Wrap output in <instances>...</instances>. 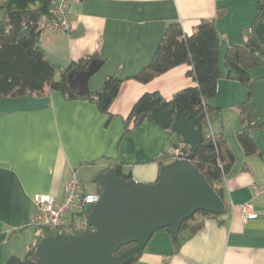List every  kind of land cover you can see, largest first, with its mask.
Returning a JSON list of instances; mask_svg holds the SVG:
<instances>
[{
    "label": "crops",
    "instance_id": "obj_1",
    "mask_svg": "<svg viewBox=\"0 0 264 264\" xmlns=\"http://www.w3.org/2000/svg\"><path fill=\"white\" fill-rule=\"evenodd\" d=\"M258 1L79 0L71 8L68 31L42 30L39 45L59 69L84 57L102 61L89 79L90 92L100 90L110 77L118 76L124 82L109 113L88 100H67L60 91L1 100L0 264L13 256L27 258L37 236L32 226L34 195L62 198L64 185L74 172L84 187L86 178L91 177L93 184L110 165H119L124 175L138 183L156 182L157 160L167 151L179 154L174 148L178 138L148 119L139 126L132 122L131 133L125 135V121L145 93H157L167 103L197 83L188 75V65L149 84L134 77L151 63L169 24L180 23L192 35L202 20L212 19L220 35V66L226 74V52L244 44L246 31L253 28L257 17ZM256 31L264 43V24H258ZM251 75L264 79L263 70H253ZM250 100L248 87L223 77L216 97L209 101L210 107L220 110V117L204 128L209 135L225 136L236 155L224 179L229 214L207 219L179 252L174 251L168 233L156 232L137 264H264V204L253 198L254 186L264 184V127L252 131L259 149L253 156L246 157L237 140L240 107ZM249 202L258 218L245 222L241 207ZM32 237L34 242L27 244ZM16 241L26 247L20 250L26 251L24 257L19 256Z\"/></svg>",
    "mask_w": 264,
    "mask_h": 264
},
{
    "label": "trees",
    "instance_id": "obj_2",
    "mask_svg": "<svg viewBox=\"0 0 264 264\" xmlns=\"http://www.w3.org/2000/svg\"><path fill=\"white\" fill-rule=\"evenodd\" d=\"M40 19L41 16L37 12H11L8 22L0 23V102L4 98L40 96L48 91H60L67 100H88L94 102L101 112L109 113L124 81L118 76L110 77L97 92H90L86 96L78 95L69 87L68 76L71 72L86 71L95 57H84L78 62L71 63L66 69H59L47 59L44 50L39 45V36L43 30L38 26ZM258 24H264V0L258 1L257 17L253 28L246 31L244 44L228 48L225 55L227 73L224 74L219 61L220 35L214 19L202 20L192 35L186 34L180 23H171L167 26L151 63L135 76L134 80L149 84L155 78L178 66H190L191 70L188 75L195 80L197 86L177 92L166 105L172 110L174 122L179 121L183 115L199 117L204 114L202 125L205 128L221 114L219 109H214L209 105V101L217 95L219 81L226 77L249 87L252 82L256 81L251 71L264 66V43L260 41L256 31ZM26 29L32 33L30 38L22 34ZM162 102L157 93L142 95L125 121V135L131 133L132 122L139 126L137 122L141 116L154 122L150 119V114ZM249 105L250 101L240 107L241 128L237 132V140L246 157L253 156L259 151L252 137L253 130L247 128ZM180 143L181 139L178 138L177 144ZM177 157L178 155L173 152H165L157 160L160 169ZM191 162L224 202V215L229 214L230 206L225 199L224 179L234 166L236 155L228 146L226 137L209 135L204 130L203 143L195 152ZM111 168H116L120 177L132 180L131 175L123 174L119 165H110L102 173H106ZM93 184L95 185L94 192L102 195L103 188L95 179ZM218 217L220 216L204 211L196 213L183 223L175 239L171 237L170 228L160 231L169 234L174 251L179 252L186 241L204 228L207 219ZM35 229L37 231L36 241L27 250V258L32 260L37 259L35 252L41 240L57 235L50 229L39 227ZM90 229L93 230L92 227ZM132 247L134 244L124 246L116 255H121ZM141 255L128 264H137Z\"/></svg>",
    "mask_w": 264,
    "mask_h": 264
},
{
    "label": "water",
    "instance_id": "obj_3",
    "mask_svg": "<svg viewBox=\"0 0 264 264\" xmlns=\"http://www.w3.org/2000/svg\"><path fill=\"white\" fill-rule=\"evenodd\" d=\"M11 12H37L49 20L56 19L52 0H0L1 24L8 22ZM22 34L30 38L32 33L26 29ZM101 65L102 61L94 59L86 71L71 72L69 87L80 96L89 94V79ZM248 89L247 128L256 130L264 127V79L252 82ZM203 117L183 115L174 122L172 110L162 102L150 119L171 130L181 143L174 145L178 157L161 167L157 181L146 184L126 180L116 168L100 173L95 180L103 188L101 199L87 207L93 230L43 238L36 248V260L13 256L6 264H128L142 254L156 232L170 228L175 239L183 223L200 211L224 216V202L191 162L203 143ZM144 119L141 116L137 124ZM131 244L134 247L130 250L116 255Z\"/></svg>",
    "mask_w": 264,
    "mask_h": 264
},
{
    "label": "built area",
    "instance_id": "obj_4",
    "mask_svg": "<svg viewBox=\"0 0 264 264\" xmlns=\"http://www.w3.org/2000/svg\"><path fill=\"white\" fill-rule=\"evenodd\" d=\"M79 0H52V8L56 19L41 17L38 22L40 29L68 31L71 27V8ZM253 198L260 199L264 204V184L253 188ZM101 199L98 192H87L77 175L65 183L63 197L38 193L33 197L34 217L32 226L50 229L57 235H77L90 228L88 224L89 205H96ZM242 219L246 222L258 218L252 202L241 207Z\"/></svg>",
    "mask_w": 264,
    "mask_h": 264
},
{
    "label": "rangeland",
    "instance_id": "obj_5",
    "mask_svg": "<svg viewBox=\"0 0 264 264\" xmlns=\"http://www.w3.org/2000/svg\"><path fill=\"white\" fill-rule=\"evenodd\" d=\"M259 70H263L264 71V66L262 68H260ZM84 182H85V188H86V190L88 192H93L94 191V185L92 184V178L91 177H90V179L89 178H86ZM32 233L35 234V230H32ZM26 238L28 239V236H26ZM30 240H31L30 243H28L29 241H27V244H32L34 242V237H32ZM15 246H16V249L19 250L18 251L19 252L18 253L19 256L24 257L25 254H26V251L25 250L24 251H20V250L22 248L23 249H26V247H20V242L19 241L15 244Z\"/></svg>",
    "mask_w": 264,
    "mask_h": 264
},
{
    "label": "flooded vegetation",
    "instance_id": "obj_6",
    "mask_svg": "<svg viewBox=\"0 0 264 264\" xmlns=\"http://www.w3.org/2000/svg\"><path fill=\"white\" fill-rule=\"evenodd\" d=\"M88 230H92V229L88 228L87 231H88Z\"/></svg>",
    "mask_w": 264,
    "mask_h": 264
}]
</instances>
